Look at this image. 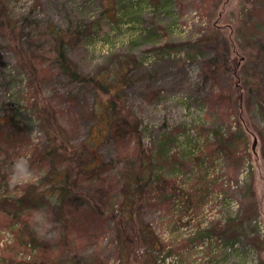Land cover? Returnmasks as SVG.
<instances>
[{"label":"rangeland","instance_id":"obj_1","mask_svg":"<svg viewBox=\"0 0 264 264\" xmlns=\"http://www.w3.org/2000/svg\"><path fill=\"white\" fill-rule=\"evenodd\" d=\"M0 21V264L49 243H25V192L63 226L60 262L72 238L73 264H264V0H0ZM47 153L90 168L65 225ZM19 156L36 178L11 187Z\"/></svg>","mask_w":264,"mask_h":264},{"label":"trees","instance_id":"obj_2","mask_svg":"<svg viewBox=\"0 0 264 264\" xmlns=\"http://www.w3.org/2000/svg\"><path fill=\"white\" fill-rule=\"evenodd\" d=\"M1 23V21H0ZM2 27V26H0ZM4 27H7L6 25H4ZM54 37L57 38L60 42L58 43L60 46L58 47V59L61 63V66L63 69L65 70H70L69 68V64L67 61V57H66V51H65V45H66V41H65V33L62 31H59L57 29H55L53 31ZM214 62L213 60H210L208 63H212ZM71 71V70H70ZM71 76L74 78H81L80 75H78L76 72H72L71 71ZM111 84V83H110ZM101 88H107V85H103V83H101L99 85ZM111 107V106H109ZM109 107L105 108L107 109V117L104 116L103 122H105L107 125L112 124L111 125V130L114 129V127L116 126V130L114 131L113 134V138L114 141L116 140V142L119 141L120 138L124 137L126 135H122L120 131H123L124 129L127 128V132L130 133L129 129L131 127H129V121H127L126 119L122 118H116V115H111L113 114L112 111L110 112V109H108ZM44 122L48 123L49 119L48 118H44ZM115 122V123H114ZM116 124V125H115ZM126 126V128H125ZM134 132H137V125L135 127H132ZM132 133V131H131ZM51 158L50 155H48V153L46 154V160L44 162V166L47 167L46 169H50V182H49V192L50 195H45L44 197L46 198V200H48V202L50 203V205L52 207L57 208L56 214L59 215V218L61 220V217L64 219L61 222V225H65L67 224V222H69V220H71L70 217V207L73 205H75L77 202L76 200H80L79 199V194L78 193V189L76 188V185H78L79 181L81 180V176L80 173L86 172L88 171L90 168H81V164L78 163V159H79V155L75 156H71L67 159L65 167L61 168V167H55L52 168L51 165L53 163H49V159ZM91 167H94L96 165L95 161H90V163L88 164ZM99 164L96 165V167H98ZM145 181V176H141L139 175L137 178H135L134 180H129V183L132 185V187L136 188L139 187L140 185H142ZM100 183L101 186H98L100 190L101 188L103 189L102 186V181L101 178H97L96 183ZM109 187H111L109 184H107ZM77 189V190H76ZM98 190L95 192V195L98 193ZM83 195L86 197V195L83 193ZM36 196H38V193H34V192H30L27 193L25 192L22 195H19V197L15 198L12 202V206H14L16 212L15 215H17V221L19 229L22 230V228H25L27 230V234L22 233V235H27L25 237V243H35L36 241H38L39 239L37 238L36 234L34 233L33 229H32V224L29 225L32 221H31V209H37V198ZM81 203L79 206L83 205V202H85V200L83 198H81ZM94 209L96 208V206L99 205V203H96V199L94 197ZM86 203H88L86 201ZM69 211V212H68ZM68 212V213H67ZM100 216H102V212H99ZM63 226H60V228H62ZM59 228V229H60ZM70 232L66 231L65 232V238L70 237ZM62 239V237H61ZM20 240L21 237H20ZM60 240V239H59ZM71 242V248H72V253H67L65 254V256L63 257L64 259H66V261H61L60 262V258L62 257L60 255V250L58 248V246L56 245L55 241H51L48 243V245H43V249L41 250V247L38 248L37 250H35V255L31 258V261H27V264H73L75 260H77V256L81 250V247L84 245V243L78 242L75 239L70 238L69 239ZM24 242V241H23ZM48 242V241H47ZM67 243H69V241H67ZM34 245V244H33ZM69 244H68V249L69 250ZM41 257V259H40ZM62 258V259H63ZM26 261L22 262V263H17V264H26ZM67 262V263H65Z\"/></svg>","mask_w":264,"mask_h":264},{"label":"clouds","instance_id":"obj_3","mask_svg":"<svg viewBox=\"0 0 264 264\" xmlns=\"http://www.w3.org/2000/svg\"><path fill=\"white\" fill-rule=\"evenodd\" d=\"M32 135H35V130ZM35 178L36 172L32 168L29 159L24 156L17 157L11 165L9 185L11 187L25 185L32 182ZM30 211L33 231L38 239L51 242L60 238L58 226L47 208L31 209Z\"/></svg>","mask_w":264,"mask_h":264}]
</instances>
